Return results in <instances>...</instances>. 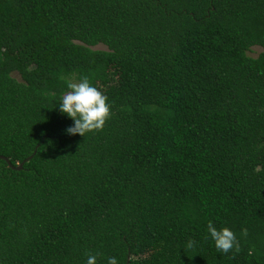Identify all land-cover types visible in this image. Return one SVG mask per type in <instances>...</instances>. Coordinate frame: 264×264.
<instances>
[{
  "label": "trees",
  "instance_id": "1",
  "mask_svg": "<svg viewBox=\"0 0 264 264\" xmlns=\"http://www.w3.org/2000/svg\"><path fill=\"white\" fill-rule=\"evenodd\" d=\"M0 156V264H264V0H0Z\"/></svg>",
  "mask_w": 264,
  "mask_h": 264
},
{
  "label": "clouds",
  "instance_id": "2",
  "mask_svg": "<svg viewBox=\"0 0 264 264\" xmlns=\"http://www.w3.org/2000/svg\"><path fill=\"white\" fill-rule=\"evenodd\" d=\"M68 91L61 98L59 111L66 114L73 121V125L66 129L69 135L79 134L85 136L89 132L102 131L106 121L110 118V106L107 103L108 97L96 87L92 86L88 77H82L79 82L69 81ZM207 231L214 242L217 252L229 253L233 249L240 251V244L235 233L227 227L217 230L209 222ZM241 235L248 236L246 228L241 230ZM188 249L195 247V241L189 239L186 243ZM86 264H96L97 256L87 254ZM107 264H117L115 257H108Z\"/></svg>",
  "mask_w": 264,
  "mask_h": 264
},
{
  "label": "rangeland",
  "instance_id": "3",
  "mask_svg": "<svg viewBox=\"0 0 264 264\" xmlns=\"http://www.w3.org/2000/svg\"><path fill=\"white\" fill-rule=\"evenodd\" d=\"M93 48L101 49L102 47L99 46V45H97V46H94ZM258 51H259V47H257V46H252V47H250V49L246 52V55L249 56V57H254ZM12 76L16 78V75H15L14 73L12 74Z\"/></svg>",
  "mask_w": 264,
  "mask_h": 264
},
{
  "label": "water",
  "instance_id": "4",
  "mask_svg": "<svg viewBox=\"0 0 264 264\" xmlns=\"http://www.w3.org/2000/svg\"><path fill=\"white\" fill-rule=\"evenodd\" d=\"M29 157L30 156H27L26 158L23 159V161H26ZM0 159L3 160L6 163L7 166L10 167L9 163L7 162V160L4 157L0 156ZM22 162H20L19 164H17L15 167H10V168H13V169H16L17 170V169L20 168V165H21Z\"/></svg>",
  "mask_w": 264,
  "mask_h": 264
}]
</instances>
